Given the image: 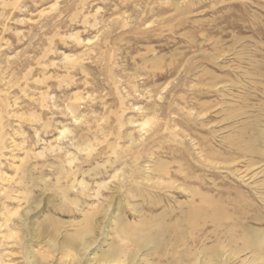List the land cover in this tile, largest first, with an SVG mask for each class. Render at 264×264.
Returning a JSON list of instances; mask_svg holds the SVG:
<instances>
[{
	"label": "rangeland",
	"instance_id": "374dc122",
	"mask_svg": "<svg viewBox=\"0 0 264 264\" xmlns=\"http://www.w3.org/2000/svg\"><path fill=\"white\" fill-rule=\"evenodd\" d=\"M229 137L264 151V0H0V264L252 260L225 258L264 235V158H201Z\"/></svg>",
	"mask_w": 264,
	"mask_h": 264
},
{
	"label": "bare ground",
	"instance_id": "6f19581e",
	"mask_svg": "<svg viewBox=\"0 0 264 264\" xmlns=\"http://www.w3.org/2000/svg\"><path fill=\"white\" fill-rule=\"evenodd\" d=\"M191 1V0H190ZM259 1V0H258ZM193 2V1H192ZM261 2H262V0H261ZM184 3V2H183ZM252 3H254V2H252ZM255 3H256V0H255ZM190 4V3H189ZM243 4V3H242ZM249 4V3H248ZM183 6V5H182ZM175 7H178V6H176L175 5ZM184 7V6H183ZM244 7H246L245 5H244ZM249 7V6H248ZM185 8H186V6H185ZM247 8V7H246ZM251 8V7H250ZM184 9V8H183ZM243 11V10H242ZM150 97V96H149ZM178 107V106H177ZM152 108V107H151ZM146 111H148V110H146ZM146 113V112H145ZM149 113V112H148ZM148 113H146V115H148ZM207 113V112H206ZM209 113V112H208ZM203 114H205V113H203ZM202 114V115H203ZM170 116V115H169ZM186 116H187V114H186ZM238 116H240V115H238ZM238 116H235V117H237V118H227V119H225L224 121H229V120H231V122L233 121V123L232 124H234V126L235 125H239V123L238 122H240L239 121V117ZM199 117H200V115H198L196 118H198L199 119ZM203 117V116H202ZM186 118V117H185ZM146 119V118H145ZM187 119V118H186ZM189 119V118H188ZM149 121H150V116H149V118H147L143 123H142V128H145V127H147L148 126V124H149ZM190 121H191V119H190ZM196 121V120H195ZM181 123H183L182 121H181ZM170 124V123H169ZM171 125V124H170ZM186 125V124H185ZM191 125V124H190ZM173 126V125H172ZM199 126V125H198ZM140 126H139V128H141ZM183 127H184V125H183ZM158 128V127H157ZM168 127H164V131L165 130H169V129H167ZM189 130V129H188ZM234 130V129H233ZM160 131V130H159ZM176 131V130H175ZM182 131V130H181ZM180 131V132H181ZM190 131V130H189ZM184 132V131H183ZM152 133H154V130L152 131ZM169 133V132H168ZM155 134V133H154ZM153 135V134H152ZM215 135V134H214ZM233 137V136H232ZM129 140V144H128V146H127V148H132V147H134L135 149H138V146H139V143L138 142H135V141H133V140H131V138L130 139H128ZM190 140V139H189ZM196 144V143H195ZM226 144H227V146H226ZM262 144V143H261ZM224 145V147L219 151V152H217V151H213V150H204V152L206 153V158L203 156V157H201V158H203V160H204V162H207V161H209V160H216L215 161V165H216V167L217 166H220V170H222V171H226V172H228V173H230L232 176H237V175H240V173L239 172H241L242 170H241V168L242 169H244V171L243 172H246V171H248V170H250L251 168H255L258 164H259V162H253V160H251V158H254V156L257 154V155H259V156H261L262 157V159L264 158V151H262L261 153H260V151L258 152L257 151V149L256 148H254V146L253 147H248L247 145H245V144H243V141L242 140H240V139H233V138H231V137H229V139L227 140V139H224L223 140V138H222V140H221V143H220V146H223ZM200 146H201V143H200ZM219 146V147H220ZM177 147V146H176ZM195 147V146H194ZM198 147V146H197ZM192 148V147H191ZM199 148V147H198ZM264 148V147H263ZM201 149V148H200ZM177 150V149H176ZM259 150V149H258ZM196 151V150H195ZM199 154H202L201 153V150H200V152L198 153V155ZM204 154V153H203ZM199 158V157H198ZM200 158V159H201ZM132 159V158H131ZM261 159V160H262ZM134 161H136L135 159H134ZM218 162V163H217ZM129 164V163H128ZM127 164V166H129ZM133 165H134V163H133ZM166 165H168V163H166L165 164V162L164 163H162V164H160L159 163V166H156L157 168H151V167H149V168H146V172H149V174H147L146 175V177H144L143 178V180H144V182H145V185L147 186V187H155V189H157V188H160V185H155V182L152 180V179H154V177L153 176H151L152 174H155V177L158 179V181H159V179H164V177H163V175L165 176V175H167L168 174V170H167V167H166ZM210 165H213V164H210ZM132 167H134V166H132ZM131 167V168H132ZM212 168H213V166H212ZM219 169V168H218ZM130 173V172H129ZM181 173V172H180ZM133 174V173H132ZM249 176V175H248ZM254 176H256V175H253V177ZM251 177V176H250ZM132 178H133V176L131 175V174H128L127 175V177L124 175V173H122V172H120V173H116V174H114L113 175V177H112V179L113 180H115L116 179V184L117 185H120V186H123V184L124 183H126V182H128V181H130V180H132ZM156 178H155V180H156ZM127 179V180H126ZM112 180V181H113ZM134 183V182H133ZM162 184V183H161ZM116 185V186H117ZM252 188V187H251ZM116 190V189H115ZM98 193H99V191H96L95 192V194L96 195H98ZM255 197H258L259 199H260V201L262 202V206L264 207V197H261V195H260V192L259 191H255ZM99 196V195H98ZM96 197V196H95ZM256 200V199H255ZM249 202V201H248ZM259 203V202H258ZM243 205H245V204H243ZM254 204L252 203V202H250V204H249V207H250V209H251V211L254 209L255 211H258V206L257 207H255V206H253ZM237 207V206H236ZM245 207V206H244ZM233 208V207H232ZM107 210V209H106ZM108 210H109V208H108ZM214 211H215V208L213 209ZM212 210V211H213ZM243 210V211H242ZM244 210H246V208H240L239 206H238V208L236 209V212L239 214V215H237V216H233L232 215V218H229V222H230V224L233 226V227H235V226H237L238 228H243L244 229V227H242V226H239V225H241L242 224V222L244 221V219H245V212H244ZM212 211H211V213H212ZM220 211V210H219ZM218 211V212H219ZM231 211H233V210H231ZM210 213V215L212 216V214H214V213H212L211 214ZM216 214H217V212H216ZM204 216H205V213L203 214ZM208 214H206V216H207ZM210 215H208V217H205V220H210V219H207V218H210L209 216ZM219 215V214H218ZM217 215V216H218ZM214 216H216V215H214ZM231 216V215H230ZM202 218H204L203 216H202ZM215 219L217 218V219H219L218 217H214ZM248 218V217H247ZM211 219H213V218H211ZM261 220V219H260ZM213 221V220H212ZM215 221H217V220H215ZM214 221V222H215ZM250 221V220H249ZM210 222V221H209ZM211 223L213 226H211V224H210V226L213 228H218L219 226H217V225H215V223ZM221 222H222V220H221ZM224 222V221H223ZM217 223H219L220 224V221L219 222H217ZM216 223V224H217ZM225 223V222H224ZM227 223H228V221H227ZM204 225H206L205 223H204ZM209 225V224H208ZM244 226H245V224H244ZM198 229H196L195 231H197ZM215 230V229H214ZM217 230H219V228L217 229ZM220 230H222L221 228H220ZM242 230V229H241ZM249 230H250V232H251V234H252V239H250V237H249V241L247 242V241H245V244H244V246L243 247H241V249H239L238 251H236V252H234V253H232V254H234L233 256H228L227 258H225V260L226 261H228V262H230V261H235L237 258H236V256H239V254H243V253H250L251 254V259L252 260H250L249 258H246L244 261H245V263H243V264H264V235L262 234V233H260L259 231L260 230H257L256 228L254 229V228H249ZM224 231V230H223ZM227 231V230H226ZM229 231H231V230H229ZM228 231V232H229ZM262 231V230H261ZM242 233V232H241ZM243 233H246V232H243ZM242 233V234H243ZM92 233L91 232H88V234H85L83 237H81L80 238V240H79V242H80V244L79 245H77L76 247H78V246H80V249H85V246L88 244L87 242H86V239H88V240H90V239H92V235H91ZM225 234V233H224ZM247 234V233H246ZM226 235H227V232H226ZM228 235H230V233L228 234ZM247 235H249V233L247 234ZM246 235V237H248ZM220 236H222V235H220ZM232 236V235H231ZM206 237V236H205ZM214 237H217V236H214ZM122 239V238H121ZM205 239V238H204ZM217 239V238H216ZM123 241H124V239H122ZM205 240H207V239H205ZM235 240H237V239H235ZM246 240V239H245ZM128 241V240H127ZM126 241V242H127ZM228 241V240H227ZM243 241H244V239H243ZM121 242V241H120ZM209 242V241H208ZM220 242H221V240H220ZM237 242V241H236ZM124 243H125V241H124ZM149 243H151V244H154L155 245V241H150ZM226 243V242H225ZM119 245H120V243H119ZM224 245V244H223ZM222 245V246H223ZM228 245V244H227ZM233 245V247H234V244H232ZM239 245V244H238ZM243 245V244H242ZM215 246V245H214ZM217 246H218V244H217ZM216 246V247H217ZM221 246V247H222ZM226 246V245H225ZM120 247V246H119ZM219 247V246H218ZM227 247V246H226ZM232 247V246H231ZM233 247H232V249H233ZM122 248V247H121ZM224 248V247H223ZM222 248V249H223ZM228 248V247H227ZM229 248H230V246H229ZM235 248H237V247H235ZM63 248H61V250H62ZM119 248H118V246L116 245V247L114 246V248H113V250L111 251V252H109V253H106L105 255L103 254L102 256H101V259H100V261L103 263V264H118V263H122V261H120L118 258H116V254H117V252H119V250H118ZM209 249V248H208ZM221 249V250H222ZM63 250H65V251H69L68 250V247H65ZM207 250V249H206ZM205 250V251H206ZM210 250V249H209ZM208 250V251H209ZM221 250H220V253H221ZM226 250V249H225ZM229 250V249H228ZM236 250V249H235ZM74 250H72V251H70V252H73ZM207 251V252H208ZM213 251V250H212ZM211 251V252H212ZM234 251V250H233ZM32 252V251H31ZM201 252V251H200ZM30 253V252H29ZM125 253V252H124ZM214 254H216L215 252H213ZM224 253V252H223ZM230 253V252H229ZM79 254H80V252H79ZM121 254H122V252H121ZM126 254V253H125ZM31 255V254H30ZM76 255V254H75ZM123 256V255H122ZM250 256V255H249ZM32 256H30V258H31ZM81 257V255H79V258ZM33 258V257H32ZM221 258L223 259V256H221ZM213 260V259H212ZM239 260V259H238ZM32 261V260H31ZM31 261H30V263H31ZM34 261V260H33ZM225 261V262H226ZM78 262H80V259L78 260ZM221 262L222 261H219L218 259L216 260L215 259V262H214V264H221ZM124 263V262H123Z\"/></svg>",
	"mask_w": 264,
	"mask_h": 264
}]
</instances>
